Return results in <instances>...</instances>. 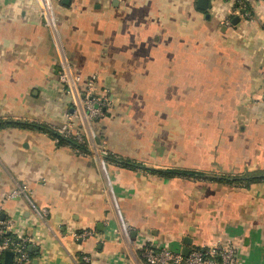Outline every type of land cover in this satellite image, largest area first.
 Segmentation results:
<instances>
[{"label": "crops", "instance_id": "1", "mask_svg": "<svg viewBox=\"0 0 264 264\" xmlns=\"http://www.w3.org/2000/svg\"><path fill=\"white\" fill-rule=\"evenodd\" d=\"M196 1L0 0V120L61 129L63 61L82 84L95 73L111 101L104 117L76 122L88 155L42 131L0 129V219L30 237L31 264H143L146 243L216 241L236 245L238 264H264V181L145 169L264 175V0H247L251 17L231 1L206 12ZM21 186L43 219L6 198Z\"/></svg>", "mask_w": 264, "mask_h": 264}, {"label": "built area", "instance_id": "2", "mask_svg": "<svg viewBox=\"0 0 264 264\" xmlns=\"http://www.w3.org/2000/svg\"><path fill=\"white\" fill-rule=\"evenodd\" d=\"M224 1L233 2L234 11L241 16H249L247 0ZM50 22L54 23V19L51 18ZM225 24L231 25V19H228ZM58 81L71 107L65 115L66 123L58 130V133L66 138L74 136L79 143H84L83 135L76 122L89 124L104 117L106 110L111 106L108 92L98 87V78L95 73L82 84L81 78L73 73L66 61L62 62ZM6 198L8 200L22 198L36 219H43L46 216V212L32 200L25 186L15 188L7 194ZM11 225L10 220L0 219V264H4L6 252L12 253L11 264H31L29 247L32 242L30 237L20 233L12 234ZM9 234L13 236H8ZM88 235V232H83L80 237L84 238ZM140 256L143 264H238V248L230 241H216L203 249L192 248L186 257L177 247L170 248L146 243L141 248Z\"/></svg>", "mask_w": 264, "mask_h": 264}, {"label": "trees", "instance_id": "3", "mask_svg": "<svg viewBox=\"0 0 264 264\" xmlns=\"http://www.w3.org/2000/svg\"><path fill=\"white\" fill-rule=\"evenodd\" d=\"M247 13L250 15V8L248 5ZM69 104V103H68ZM69 107V106H68ZM106 115V112L104 116ZM5 127H20L24 129H33L37 131H42L44 133H47L55 142L57 146L60 147H69L70 149L74 150L78 155H88L90 154L89 148L87 146V142L84 136V143H79L74 136H70L69 138H66L58 133V130L49 129L46 125L41 123H35V122H19V121H3L0 120V129ZM106 159L110 161L111 163L116 164L119 167H125V168H140L144 169L142 165L135 164L134 162H130L129 160L123 159L119 156H112V155H106ZM149 171L150 174L156 175L158 177L164 178V179H173V178H194L206 182L211 183H217V184H230V185H237L242 188H248L253 183L263 182L264 181V175H237V176H208L205 173L198 172V171H191V170H185V169H179V168H170V169H150L145 168ZM8 236H13L12 234H9ZM31 256V254H30Z\"/></svg>", "mask_w": 264, "mask_h": 264}, {"label": "water", "instance_id": "4", "mask_svg": "<svg viewBox=\"0 0 264 264\" xmlns=\"http://www.w3.org/2000/svg\"><path fill=\"white\" fill-rule=\"evenodd\" d=\"M61 1H62V3H66V2L68 3V0H61ZM196 4H197L198 10H200L202 12L207 11V9H208V1L207 0H197ZM206 18H208V15L206 16ZM239 20H240L239 17H234L231 21L232 25H234V26L237 25L239 23ZM189 246H190V244L185 243V247L182 250V255L184 257H186L189 254V251H190ZM31 250H32V247H29V252ZM11 261H12V253L6 252L4 254V264H11Z\"/></svg>", "mask_w": 264, "mask_h": 264}]
</instances>
